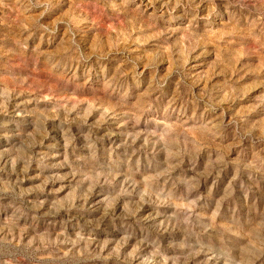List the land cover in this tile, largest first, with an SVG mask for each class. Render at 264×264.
Listing matches in <instances>:
<instances>
[{
	"label": "rangeland",
	"instance_id": "obj_1",
	"mask_svg": "<svg viewBox=\"0 0 264 264\" xmlns=\"http://www.w3.org/2000/svg\"><path fill=\"white\" fill-rule=\"evenodd\" d=\"M0 264H264V0H0Z\"/></svg>",
	"mask_w": 264,
	"mask_h": 264
}]
</instances>
